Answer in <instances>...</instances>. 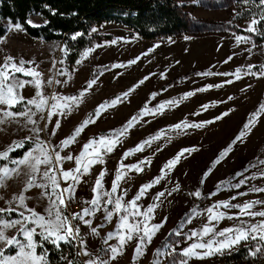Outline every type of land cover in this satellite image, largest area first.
<instances>
[{"label": "rangeland", "instance_id": "1", "mask_svg": "<svg viewBox=\"0 0 264 264\" xmlns=\"http://www.w3.org/2000/svg\"><path fill=\"white\" fill-rule=\"evenodd\" d=\"M176 1L185 5L196 24L203 26L202 31L178 37L143 39L127 26L103 23L92 30V34L98 36L97 41L74 63L66 61L60 43L30 37L20 25L9 26L7 34L0 39V65L8 57H12L18 66L24 61L26 70L40 73L42 83L37 87L31 83L36 77L19 72L14 76L10 74L9 83L24 82V86L17 89L18 97L23 99L11 108L0 104V153L34 140L33 147L22 158L11 159L13 150L6 158L0 156V174L4 168L12 170L0 181V209H14L0 212V221L22 222L4 228L7 237L26 242L20 229L35 228L34 242L38 245L36 236L42 229L25 221L24 217L31 215L28 209H33L49 218L46 210L56 197L52 195V184L44 176L48 171L49 176H56L60 189L72 186L71 192H64L67 207L61 206V212L74 228H79L74 241L82 264L90 259L97 260V264L100 260L107 264H181L184 260L187 264H211L219 254L243 244L259 243V233H256L257 239L249 237L203 258L183 255L184 249L190 245L207 243L226 228L247 227L264 221L261 216L242 214L244 204L264 201V191H254L264 189V112H260L250 125V131L237 139L264 99V75L261 74L264 73V44L254 42L251 34L256 31H248L251 21L258 19H237L238 5L233 1ZM37 21L35 17L33 22ZM239 29L246 33H240ZM237 37L244 39L237 41ZM86 52L87 56L84 55ZM238 69L239 79L236 75ZM93 80L95 83L89 88V82ZM38 92L48 101L43 110L27 103L30 99L39 100ZM124 93L128 95L124 96ZM54 96L77 97L78 101L62 100L61 103L70 107L58 109L50 115L52 105L56 103L52 99ZM118 97L119 102L114 106L95 114L99 105L111 104ZM162 104L165 107L160 109ZM4 111H29L35 123L29 122L25 116L5 117ZM89 117L95 122L89 123L74 143L62 147L61 141L72 135ZM133 117L137 118L136 122L119 136L113 150L101 149L102 162L90 165L87 172L81 166V171L75 173L76 180L63 179V171L78 167L75 158L85 144L101 137L114 138L110 134L125 128ZM183 123L202 126L175 127ZM141 144V151H132ZM41 145L49 150L50 156L59 152L61 157L72 156L73 159L59 163L53 160L52 165L41 163L33 172L35 158L44 159ZM185 149L192 151L183 152L171 168L165 167ZM226 150L227 154L221 157ZM128 152L132 154L125 156ZM29 153L28 163H19ZM121 164L125 167L121 168ZM133 165H139L142 171L131 167ZM101 172H104L103 187L98 190L100 204L97 209L90 201L97 197L98 192L94 189ZM118 172L124 175L116 192L105 195L112 192ZM157 177L162 179L136 201V210L144 213L154 206L147 224L149 227L162 226L150 240L145 237L143 245L139 240L143 232L139 235L133 232L132 239H126L121 245L118 225L120 217L128 213L116 212L115 204L107 201L122 197L121 204L127 206L143 185L152 183ZM30 180L35 186L29 188ZM161 192L163 196L159 195ZM197 192L199 196L195 195ZM20 195L25 197L24 204L16 199ZM225 203L229 206L224 207ZM85 208L89 209V215L83 219L74 218L77 213L83 215ZM208 209L213 212L209 213ZM249 211L264 212V203L254 204ZM109 212L113 213L110 220L106 219ZM216 212L223 213V218L211 220L210 216ZM84 220H90L91 224H85ZM142 220V215H128L129 224ZM205 226L214 228V232L192 236L193 232L201 233ZM93 228L97 230L95 233ZM119 231L127 233V229ZM109 233H112L111 238ZM138 246L142 248L141 254L136 252ZM0 248H4L2 243ZM110 248L119 249L114 259ZM18 250V246L7 248L5 255H16ZM196 251L203 254L206 250L198 248ZM258 251L259 247L253 254L258 255ZM36 253L42 255L37 247ZM46 264L49 263L46 261ZM57 264H79V261L68 257Z\"/></svg>", "mask_w": 264, "mask_h": 264}, {"label": "snow or ice", "instance_id": "2", "mask_svg": "<svg viewBox=\"0 0 264 264\" xmlns=\"http://www.w3.org/2000/svg\"><path fill=\"white\" fill-rule=\"evenodd\" d=\"M262 20H264V16L261 17ZM31 23V21H29ZM259 21L256 19H253L251 21V25L248 28V31H256V28L254 27L256 24H258ZM244 39L243 37H237V41H240ZM85 56L88 55L86 52L84 54ZM134 63V61H133ZM24 73L25 75L36 77L31 83H34L37 87L41 85V80L39 79L40 73L36 72L35 70L29 69L26 70L24 68V61L19 62V66L14 61L12 57H8L3 65H0V104L7 105L9 108L13 106L16 103H19L23 98L18 97L17 95V89L22 88L24 86V82H15V83H9L10 74L14 76L15 73ZM239 69L237 70V79H239ZM264 75V73H261ZM232 81H227V83H231ZM51 83V82H50ZM95 81L89 82L88 87L90 88L92 84H94ZM211 87V86H210ZM87 91V89H85ZM83 92L80 94V96H83ZM194 93H188L187 95H193ZM124 96H127L128 93H124ZM37 96L40 97L39 100L36 99H30L27 101L30 105H35L37 109L43 110L44 107L47 105L48 101L46 98L43 97L42 93H37ZM53 100L56 101L55 104L52 105L53 112L51 114H55V111L58 109H63L70 107L67 103H61V101H78L77 97H52ZM119 102V97L113 101H111V104L105 102L104 104H101L98 106L96 110V115H99V113L103 110H105L107 107L114 106L116 103ZM172 103V102H167ZM165 107L164 104L160 105V109H163ZM205 108L207 106H204ZM30 111V110H29ZM29 111L21 112V113H12L10 111H4L3 115L5 117H14L16 115L25 116L28 117L29 122L35 123V121L31 120V116L29 115ZM148 111V110H145ZM260 112H264V104L260 106V109L257 113L253 114L252 117L249 119L248 123L245 125V130L240 133V136L237 137V139H241L244 135L247 134V131H250V125H252L255 122L256 117L260 114ZM224 115H227V113H224ZM222 117H217V119H220ZM137 118L133 117L132 120L128 122V125L120 130H117L116 132H113L110 134V136L114 137L112 139L101 137L99 140H90L89 143L85 144L83 146V151L80 153L79 156H77L76 163L78 165L77 168L72 169L70 171H63V179L65 181L71 179L76 180L78 177L75 175V173H79L81 171V166L83 167V171L87 172L89 170V166L97 163L102 162L100 159L101 156V149H106V151L111 152L114 148V146L119 142V136L127 132L128 128L132 127V125L136 122ZM95 121L89 117L88 120H85L79 127H77L73 134L67 137L65 140L61 141L62 147H67L70 144L75 142L76 137L84 130V128L89 123H94ZM59 125L57 124V127ZM202 125H188L186 123L183 124H177L175 125L176 128L181 127H200ZM155 139V138H154ZM144 143H150V141H145ZM19 146V145H17ZM91 149V151H89ZM143 149V144L138 146L136 149L132 151H141ZM14 150L13 148H9L8 151L4 153H0V156L7 157L8 152ZM230 150V149H228ZM225 153L221 154V157L223 155L227 154V151ZM48 149L44 148L41 145V152L44 156V159H40L39 157L35 158L36 163L32 166L33 172L37 171L38 168L36 167L39 164H46V165H52L53 160H55L56 163H59L60 161L67 159L72 160V156L67 157H61L59 152H55L54 157L50 156L48 154ZM192 151V149H185L180 154L177 155V157L174 160H171L168 162V164L165 165L166 168H171L175 165V163L178 162L181 155H183V152H189ZM132 154L131 152L125 153V156ZM29 158H31V153L28 154V157L25 159L19 161L21 164L28 163ZM86 161V163H85ZM217 163L219 161H216ZM125 166L121 164V168H124ZM131 167H134L137 171H142V168L139 167V165H133ZM12 170H9L7 168H4L2 170V174H0V181H2L5 177L9 176L11 174ZM124 173L118 172L116 175V180L113 182L112 186V192L111 193H105V195L111 196L112 193H115L118 186L119 181L123 178ZM44 176L48 178L50 183L52 184V195H54L56 198L51 201V204L49 208L46 210L48 213V219L45 218L44 215H41L37 212H35L33 209H28V211L31 213L29 216H25L24 220L32 222L39 226L42 231L39 233L40 235H43L45 239H52V242L56 245H59L61 241H70L77 239V234L79 233V228H74L71 221L68 219L67 216H64L61 212V206L67 207L65 204L64 199V192H71L72 186L69 185L65 189H60L59 182L56 179L55 175L49 176L48 171H45ZM104 172L100 173V176L96 180V188L94 191H97L103 187L102 180H103ZM162 179V177H157L152 183L145 184L141 187L139 190V193L137 196L127 205L124 206L121 204L122 197H117L115 200L109 199L107 201L108 204H115V210L116 212H120L121 210L128 213V215L131 216H143L144 220L136 222L134 224L128 223V215H124L120 217L121 223L118 225V232L120 244L123 245L127 240L132 239V234L135 232L137 235H139L140 232H143V235H139L140 244L143 245L145 237L148 238V240L151 239V236L155 234V231L158 230L162 225H152L151 227L148 226L147 221L150 220V213L153 212L154 206H150L146 212L141 213L138 210L136 201H138L146 192L147 189L151 188L153 184L159 183V180ZM32 181L30 180L28 182V187H33ZM239 185H237L238 187ZM40 187H47V185H40ZM57 189H60L59 192H57ZM254 191H264V189H254ZM160 196H163L164 193H159ZM195 195L199 196L200 193L197 192ZM16 199L19 200L21 204H24L25 197L23 195H20L19 197H16ZM92 205L97 206V209L99 208L100 204V195L99 192L97 194V197L90 201ZM257 203H264V201H253L249 202L243 205L242 208V214H247L249 216H261L264 217V212H251L249 209L253 207L254 204ZM224 207H228V204H224ZM214 208L217 206H213ZM232 207H240L239 205H232ZM14 209H0V212L4 211H13ZM209 213L213 212V209H208ZM89 209L85 208L83 209V215L77 213L75 214L74 218L83 219L84 216L89 215ZM23 216V213H21ZM113 213L109 212L106 219H111ZM224 216L223 213L216 212L210 216L211 220H220ZM22 222L20 220L11 221L9 223H5L3 221H0V243L4 245V248H0V264H46L45 257L43 255H38L36 253V247L37 244L34 242V235H36V229L35 228H27L22 227L20 229V233L23 235V237L26 238V242H22L20 239H17L16 237H7L5 235V232L3 231L4 228L8 227H14L17 224H21ZM85 224H91L90 220H84ZM143 225V227H141ZM120 229H127V233H122L119 230ZM92 231L95 233L97 230L95 228L92 229ZM214 228L205 226L202 229L201 233L193 232L192 236H206L209 233H213ZM256 233H259V239L261 241H264V221H261L258 224L254 225H248L247 227L241 226L237 227L235 229L233 228H226L223 231H220L219 233H216L215 236L224 237L223 240H217L214 236L212 240H209L207 243H195L190 245V247L184 249L183 255L185 257H192V256H198L199 258H203L207 255H212L216 252H221L225 248H230L235 244H238L241 240H247L249 237L252 239H257ZM112 233H109V238H111ZM83 243V242H82ZM215 245V247H213ZM18 246V253L16 255L6 256L5 250L7 248L11 247H17ZM205 249L206 251L203 252V254L198 253L196 249ZM110 251L112 253V258L114 259L117 254H119L118 248H110ZM137 254L142 253V248L140 246L136 249ZM85 255H88L87 252L84 253ZM86 264H97V260L90 259L86 262ZM99 264H107L106 261L100 260ZM181 264H187V261H181Z\"/></svg>", "mask_w": 264, "mask_h": 264}, {"label": "trees", "instance_id": "3", "mask_svg": "<svg viewBox=\"0 0 264 264\" xmlns=\"http://www.w3.org/2000/svg\"><path fill=\"white\" fill-rule=\"evenodd\" d=\"M230 1L238 5L236 18L240 21L258 19L256 33L251 35L254 42L264 44V20L261 19L264 0ZM35 17L37 23L33 22ZM109 22L127 26L143 39L178 37L203 30L185 5L176 0H0V39L7 34L10 25H20L30 37L63 45V56L70 63L77 61L81 53L97 41L98 36L93 35L92 30ZM238 31L246 33L243 29ZM33 145L34 140L25 141L10 153L11 159L22 158ZM36 241L37 251L47 263H62L72 257L82 264L74 240L56 245L51 239L37 235ZM257 247L259 253L254 255ZM211 264H264V241L259 240L256 245L243 244L219 254Z\"/></svg>", "mask_w": 264, "mask_h": 264}]
</instances>
